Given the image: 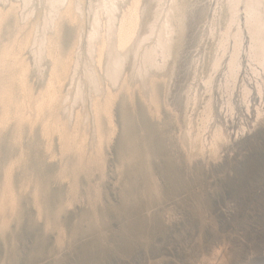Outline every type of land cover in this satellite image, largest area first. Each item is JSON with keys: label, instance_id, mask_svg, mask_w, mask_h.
Masks as SVG:
<instances>
[{"label": "bare ground", "instance_id": "bare-ground-1", "mask_svg": "<svg viewBox=\"0 0 264 264\" xmlns=\"http://www.w3.org/2000/svg\"><path fill=\"white\" fill-rule=\"evenodd\" d=\"M104 2L0 0V134L10 127L18 141L24 128L38 126L46 152L55 139L61 162L75 157L72 194L80 172L89 177L97 168L103 176L122 95L133 103L137 94L160 117L161 85L188 163L218 161L229 141L264 121V0H116L111 17ZM63 23L74 28L67 50ZM241 109L252 126L230 136L225 125ZM12 167L0 190L1 228L17 207ZM39 193L36 180L38 216ZM88 196L93 207L98 191Z\"/></svg>", "mask_w": 264, "mask_h": 264}, {"label": "rangeland", "instance_id": "rangeland-1", "mask_svg": "<svg viewBox=\"0 0 264 264\" xmlns=\"http://www.w3.org/2000/svg\"><path fill=\"white\" fill-rule=\"evenodd\" d=\"M73 38L74 28L63 23V50ZM157 94L160 117L137 94L133 103L120 96L112 110L115 134L103 148V176L97 168L89 177L80 172L74 194L75 157L61 162L55 139L46 152L38 126L31 133L24 128L18 141L12 128L1 132L0 190L13 163L18 198L0 227V264H264V121L229 141L218 161L188 163L161 85ZM245 112L226 123L230 136L252 126ZM91 187L99 194L93 207Z\"/></svg>", "mask_w": 264, "mask_h": 264}, {"label": "clouds", "instance_id": "clouds-1", "mask_svg": "<svg viewBox=\"0 0 264 264\" xmlns=\"http://www.w3.org/2000/svg\"><path fill=\"white\" fill-rule=\"evenodd\" d=\"M131 7H136V5L133 3ZM101 8L107 10L109 17H111L112 13H114L117 9L116 0H106V2L101 5Z\"/></svg>", "mask_w": 264, "mask_h": 264}]
</instances>
